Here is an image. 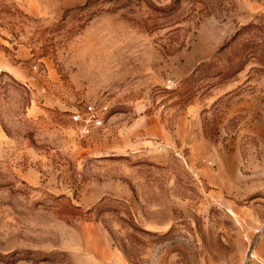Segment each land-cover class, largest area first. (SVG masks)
<instances>
[{
	"label": "rangeland",
	"instance_id": "obj_1",
	"mask_svg": "<svg viewBox=\"0 0 264 264\" xmlns=\"http://www.w3.org/2000/svg\"><path fill=\"white\" fill-rule=\"evenodd\" d=\"M0 264H264V0H0Z\"/></svg>",
	"mask_w": 264,
	"mask_h": 264
},
{
	"label": "built area",
	"instance_id": "obj_2",
	"mask_svg": "<svg viewBox=\"0 0 264 264\" xmlns=\"http://www.w3.org/2000/svg\"><path fill=\"white\" fill-rule=\"evenodd\" d=\"M72 123L81 127L82 132H89L91 129H99L104 126L102 118L98 115L92 105L84 107L83 113H75L71 117Z\"/></svg>",
	"mask_w": 264,
	"mask_h": 264
},
{
	"label": "crops",
	"instance_id": "obj_3",
	"mask_svg": "<svg viewBox=\"0 0 264 264\" xmlns=\"http://www.w3.org/2000/svg\"><path fill=\"white\" fill-rule=\"evenodd\" d=\"M7 68V70H9V72H11L12 74H16L17 73V68H15V67H13V66H10L9 68L8 67H6Z\"/></svg>",
	"mask_w": 264,
	"mask_h": 264
}]
</instances>
